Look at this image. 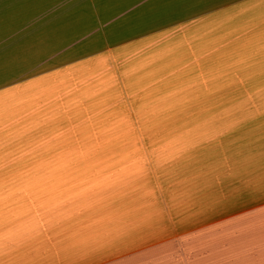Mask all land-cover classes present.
<instances>
[{
    "label": "crops",
    "instance_id": "0c3cea01",
    "mask_svg": "<svg viewBox=\"0 0 264 264\" xmlns=\"http://www.w3.org/2000/svg\"><path fill=\"white\" fill-rule=\"evenodd\" d=\"M226 43L264 44V0H3L0 264H135L168 247L177 264H264V176L250 186L241 175L234 198L210 177L159 179L157 192L115 157L127 147L54 141L98 138L108 92L145 90L199 58L215 65ZM107 67L120 84H106ZM100 155L112 157L89 162ZM170 197L184 218L161 216ZM231 202L240 211L215 221Z\"/></svg>",
    "mask_w": 264,
    "mask_h": 264
},
{
    "label": "rangeland",
    "instance_id": "374dc122",
    "mask_svg": "<svg viewBox=\"0 0 264 264\" xmlns=\"http://www.w3.org/2000/svg\"><path fill=\"white\" fill-rule=\"evenodd\" d=\"M9 7L4 5L3 9ZM244 47L240 49L239 43L223 44L216 49L229 57H215V65L210 58H199L193 69L181 68L180 74L171 70L161 80L150 82L145 90L108 92L103 106L98 108V128L89 132L92 136L98 134V138L88 139L86 134L77 137V132H71L67 133L70 136L67 139L54 141L57 146L64 143L71 147H127L131 155L115 157L131 162L135 180L150 181L157 192L159 179L168 187L181 177H192L199 183H206L210 177L220 193L225 185L226 196L238 197L244 179L252 186V179L264 176V44H244ZM107 70L108 76H103L108 79L106 84H120L121 75ZM103 92L98 91V95ZM111 157L88 159L98 163V159L107 161ZM174 201L168 198L167 208L161 213L168 216V221L175 219V213L178 216L183 213V218L189 213L185 214ZM236 206L231 202V211L215 215V221L239 212ZM245 206L256 204L247 201ZM205 222L200 220V225ZM85 245L93 244L86 241ZM160 254L159 250H151L134 263L177 264L173 248L168 247Z\"/></svg>",
    "mask_w": 264,
    "mask_h": 264
}]
</instances>
